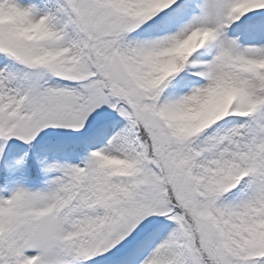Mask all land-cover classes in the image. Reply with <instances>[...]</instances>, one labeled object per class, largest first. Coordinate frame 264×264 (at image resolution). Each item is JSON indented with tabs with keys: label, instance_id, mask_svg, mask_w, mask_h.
<instances>
[{
	"label": "snow or ice",
	"instance_id": "obj_1",
	"mask_svg": "<svg viewBox=\"0 0 264 264\" xmlns=\"http://www.w3.org/2000/svg\"><path fill=\"white\" fill-rule=\"evenodd\" d=\"M0 264H264V0H0Z\"/></svg>",
	"mask_w": 264,
	"mask_h": 264
}]
</instances>
